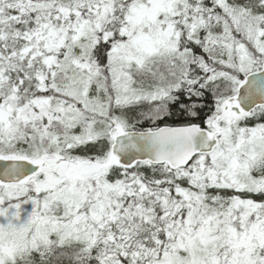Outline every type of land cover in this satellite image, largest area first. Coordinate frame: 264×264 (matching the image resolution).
<instances>
[{
    "label": "snow or ice",
    "instance_id": "1",
    "mask_svg": "<svg viewBox=\"0 0 264 264\" xmlns=\"http://www.w3.org/2000/svg\"><path fill=\"white\" fill-rule=\"evenodd\" d=\"M0 264H264V0H0Z\"/></svg>",
    "mask_w": 264,
    "mask_h": 264
}]
</instances>
